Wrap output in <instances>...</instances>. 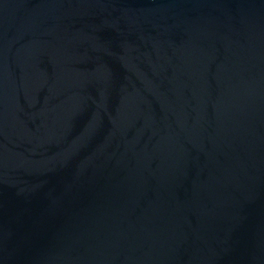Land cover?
Returning <instances> with one entry per match:
<instances>
[{
  "label": "water",
  "instance_id": "95a60500",
  "mask_svg": "<svg viewBox=\"0 0 264 264\" xmlns=\"http://www.w3.org/2000/svg\"><path fill=\"white\" fill-rule=\"evenodd\" d=\"M0 264H264V0H0Z\"/></svg>",
  "mask_w": 264,
  "mask_h": 264
}]
</instances>
